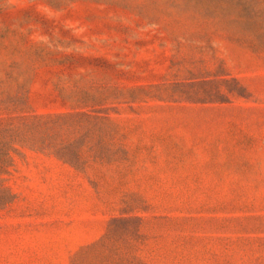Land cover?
<instances>
[{
    "label": "rangeland",
    "instance_id": "374dc122",
    "mask_svg": "<svg viewBox=\"0 0 264 264\" xmlns=\"http://www.w3.org/2000/svg\"><path fill=\"white\" fill-rule=\"evenodd\" d=\"M0 264H264V0H0Z\"/></svg>",
    "mask_w": 264,
    "mask_h": 264
}]
</instances>
